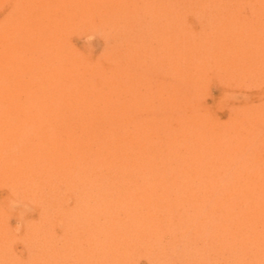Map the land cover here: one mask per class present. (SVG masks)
<instances>
[{"label": "rangeland", "instance_id": "obj_1", "mask_svg": "<svg viewBox=\"0 0 264 264\" xmlns=\"http://www.w3.org/2000/svg\"><path fill=\"white\" fill-rule=\"evenodd\" d=\"M0 264H264V0H0Z\"/></svg>", "mask_w": 264, "mask_h": 264}]
</instances>
